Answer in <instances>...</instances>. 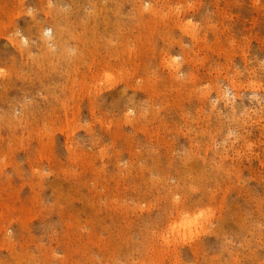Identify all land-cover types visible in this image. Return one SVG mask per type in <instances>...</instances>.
<instances>
[{
    "label": "rangeland",
    "instance_id": "rangeland-1",
    "mask_svg": "<svg viewBox=\"0 0 264 264\" xmlns=\"http://www.w3.org/2000/svg\"><path fill=\"white\" fill-rule=\"evenodd\" d=\"M0 264H264V0H0Z\"/></svg>",
    "mask_w": 264,
    "mask_h": 264
},
{
    "label": "bare ground",
    "instance_id": "bare-ground-1",
    "mask_svg": "<svg viewBox=\"0 0 264 264\" xmlns=\"http://www.w3.org/2000/svg\"><path fill=\"white\" fill-rule=\"evenodd\" d=\"M187 221V220H186ZM189 222V221H188ZM188 222H186V224L188 223ZM182 223V222H181ZM189 224H191V222L189 223ZM184 225V224H183ZM182 225V226H183ZM195 225V224H194ZM188 226V225H187ZM183 227H185V226H183ZM191 227H192V225H191ZM177 227H175L174 229H172V230H175ZM187 228V227H186ZM190 229V228H189ZM178 230H180V227H179V229ZM184 231H185V229H184ZM191 231V230H190ZM185 233V232H184ZM192 236V235H191Z\"/></svg>",
    "mask_w": 264,
    "mask_h": 264
}]
</instances>
